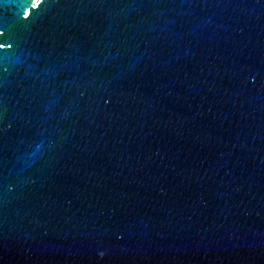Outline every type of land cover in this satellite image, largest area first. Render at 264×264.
Wrapping results in <instances>:
<instances>
[{"label":"water","instance_id":"water-1","mask_svg":"<svg viewBox=\"0 0 264 264\" xmlns=\"http://www.w3.org/2000/svg\"><path fill=\"white\" fill-rule=\"evenodd\" d=\"M0 264H264V0H0Z\"/></svg>","mask_w":264,"mask_h":264}]
</instances>
